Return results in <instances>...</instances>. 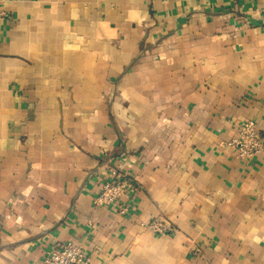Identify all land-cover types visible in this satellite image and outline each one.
Wrapping results in <instances>:
<instances>
[{"label": "crops", "instance_id": "0c3cea01", "mask_svg": "<svg viewBox=\"0 0 264 264\" xmlns=\"http://www.w3.org/2000/svg\"><path fill=\"white\" fill-rule=\"evenodd\" d=\"M261 6L0 0V264H264V151L227 145L264 133ZM111 171L129 196L95 206Z\"/></svg>", "mask_w": 264, "mask_h": 264}, {"label": "built area", "instance_id": "2783aa9c", "mask_svg": "<svg viewBox=\"0 0 264 264\" xmlns=\"http://www.w3.org/2000/svg\"><path fill=\"white\" fill-rule=\"evenodd\" d=\"M260 13L264 18V0ZM235 158L250 161L264 151V133H261L256 122L246 119L238 126L235 136L227 142ZM113 179L105 180L93 197L95 206H113L119 199L129 196L132 189L131 183L122 173L111 171ZM119 212L124 213L128 204L119 206ZM148 227L158 234H167L171 230L158 220L147 223ZM40 264H93L91 256L86 254L81 244L72 241L63 243L59 248L51 249L42 259Z\"/></svg>", "mask_w": 264, "mask_h": 264}]
</instances>
